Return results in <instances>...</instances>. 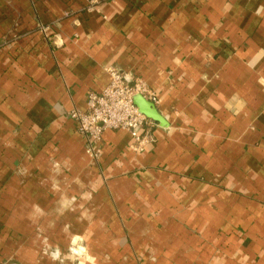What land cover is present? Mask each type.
Instances as JSON below:
<instances>
[{
    "label": "crops",
    "instance_id": "crops-1",
    "mask_svg": "<svg viewBox=\"0 0 264 264\" xmlns=\"http://www.w3.org/2000/svg\"><path fill=\"white\" fill-rule=\"evenodd\" d=\"M109 68L162 123L93 160ZM0 264H264V0H0Z\"/></svg>",
    "mask_w": 264,
    "mask_h": 264
},
{
    "label": "built area",
    "instance_id": "built-area-1",
    "mask_svg": "<svg viewBox=\"0 0 264 264\" xmlns=\"http://www.w3.org/2000/svg\"><path fill=\"white\" fill-rule=\"evenodd\" d=\"M108 71L111 82L107 88L101 93H89L86 111L75 109L69 114L77 122L79 133L85 137L86 153L93 160H97L101 153L99 143L107 130L129 132L131 149L137 153L145 150L147 135L155 122L139 111L134 97L140 95L155 106L160 104L156 93L143 79H133L114 68Z\"/></svg>",
    "mask_w": 264,
    "mask_h": 264
},
{
    "label": "water",
    "instance_id": "water-1",
    "mask_svg": "<svg viewBox=\"0 0 264 264\" xmlns=\"http://www.w3.org/2000/svg\"><path fill=\"white\" fill-rule=\"evenodd\" d=\"M134 102L142 114H144L153 121H158L162 123L160 113L158 112L156 106L153 103L149 102L140 95L134 97Z\"/></svg>",
    "mask_w": 264,
    "mask_h": 264
}]
</instances>
